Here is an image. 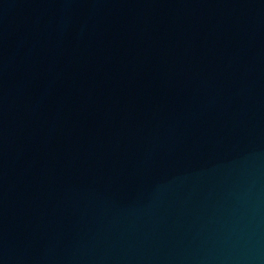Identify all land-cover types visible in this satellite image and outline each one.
I'll return each mask as SVG.
<instances>
[{"label":"water","instance_id":"obj_1","mask_svg":"<svg viewBox=\"0 0 264 264\" xmlns=\"http://www.w3.org/2000/svg\"><path fill=\"white\" fill-rule=\"evenodd\" d=\"M0 264H264V0H0Z\"/></svg>","mask_w":264,"mask_h":264}]
</instances>
